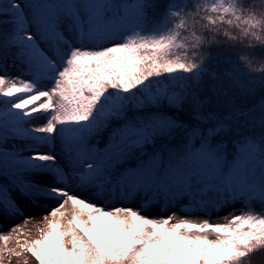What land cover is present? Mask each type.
<instances>
[{
	"label": "snow or ice",
	"instance_id": "6c2138e0",
	"mask_svg": "<svg viewBox=\"0 0 264 264\" xmlns=\"http://www.w3.org/2000/svg\"><path fill=\"white\" fill-rule=\"evenodd\" d=\"M0 24V264H264V96L237 102L264 0H0Z\"/></svg>",
	"mask_w": 264,
	"mask_h": 264
},
{
	"label": "rangeland",
	"instance_id": "374dc122",
	"mask_svg": "<svg viewBox=\"0 0 264 264\" xmlns=\"http://www.w3.org/2000/svg\"><path fill=\"white\" fill-rule=\"evenodd\" d=\"M6 27L9 28V25L5 24ZM8 63V68L13 70L14 72H17L19 70V65L16 67L12 66L11 60L6 61ZM84 198H90L89 193L85 192ZM121 203H124L125 206H132V207H138L139 206V197L136 200L133 201H120V200H115L111 204H109V207L112 206H119ZM55 204V201H48L45 203H42L39 207L33 206L31 204L27 203H22V206L24 207V215L23 216H16L15 218L8 219L6 221H3V228H4V233L7 234V232L10 230L12 225L19 224L23 228L24 232L27 234V238L32 239V238H37L39 233L37 231L38 227H44L45 222L43 220V216L45 215L46 212L49 211L50 207ZM235 207L237 210L241 207L239 203L235 205H229L225 209H223L219 213H212L213 216V222H225L223 220H217V216H223L227 212L231 211L232 208ZM256 209L259 210V204L255 205ZM175 210V209H173ZM147 214L149 215H158L161 213H158L155 210L149 211ZM163 215H167L168 213H162ZM186 213L184 212H179L178 215H185ZM236 214H239V211H237ZM194 216H198L199 218H203V213H193ZM24 217H31V219L28 220V222L25 224L24 223ZM15 246V242L12 241L9 244V247ZM29 259V264H36V261L33 257L30 255L28 256ZM22 258H17V257H12L10 264H21ZM5 264H9V262L5 261Z\"/></svg>",
	"mask_w": 264,
	"mask_h": 264
},
{
	"label": "trees",
	"instance_id": "16d2710c",
	"mask_svg": "<svg viewBox=\"0 0 264 264\" xmlns=\"http://www.w3.org/2000/svg\"><path fill=\"white\" fill-rule=\"evenodd\" d=\"M163 2V0H161ZM158 11H162L159 9ZM9 28L5 26V24H0V31H7ZM221 43L218 45H213L211 48L207 49L208 52L217 53L219 52L221 55L217 60L210 61L212 66L216 68L218 71H224L231 68V66L225 62V57H231V59L235 60L238 52L240 51L241 46L235 45L232 42L225 43V38L220 37ZM250 59L254 61V67H259V62H264V49L257 46L254 50H249ZM10 73H15L13 70L8 68ZM242 83L245 84L247 88L252 89L251 93L247 95H239L237 102L243 103L246 106H251L253 103L258 101L262 96H264V86L260 83V75L259 73H254L252 76H247L241 74ZM256 133H259L261 130L259 127L254 129ZM107 138V134L100 138V146H103L105 140ZM254 261H258V256L253 258Z\"/></svg>",
	"mask_w": 264,
	"mask_h": 264
}]
</instances>
